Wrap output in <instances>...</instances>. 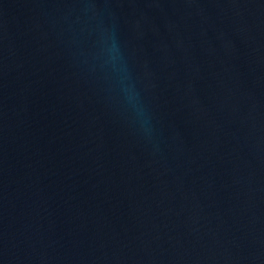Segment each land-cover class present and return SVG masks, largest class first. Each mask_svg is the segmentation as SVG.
<instances>
[{
  "label": "water",
  "instance_id": "95a60500",
  "mask_svg": "<svg viewBox=\"0 0 264 264\" xmlns=\"http://www.w3.org/2000/svg\"><path fill=\"white\" fill-rule=\"evenodd\" d=\"M0 264H264V0H0Z\"/></svg>",
  "mask_w": 264,
  "mask_h": 264
}]
</instances>
